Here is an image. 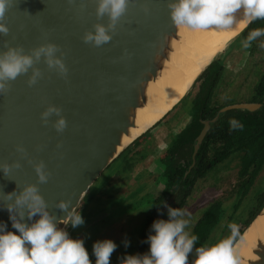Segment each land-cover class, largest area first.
<instances>
[{
  "label": "water",
  "instance_id": "water-1",
  "mask_svg": "<svg viewBox=\"0 0 264 264\" xmlns=\"http://www.w3.org/2000/svg\"><path fill=\"white\" fill-rule=\"evenodd\" d=\"M98 2L12 0L5 13L8 32L0 33V58L12 49L32 57L33 64L4 81L6 87L0 91V234L19 235L14 220L31 227L41 218V212L29 216L30 199L16 203L29 186L36 187L43 211L55 228L64 231L65 220L77 212L100 175L182 102L200 75L254 20L211 57L159 119L140 128L137 114L145 109L150 90L168 67L186 26L171 17V5L179 0H127L125 11L112 27L108 13L97 15ZM96 25L103 26L110 37L99 45L84 40L87 33L95 35ZM48 45L55 46L52 56L65 71L49 67L44 53L39 59L33 55ZM34 70L39 74L29 84ZM49 107L59 111L44 117ZM61 118L65 127L57 130ZM37 166L46 177L43 182ZM170 203L163 204L159 214ZM260 216H264V206L232 245L237 264H264L262 240L248 249L255 260L238 253ZM25 247L30 244L25 242Z\"/></svg>",
  "mask_w": 264,
  "mask_h": 264
},
{
  "label": "clouds",
  "instance_id": "clouds-1",
  "mask_svg": "<svg viewBox=\"0 0 264 264\" xmlns=\"http://www.w3.org/2000/svg\"><path fill=\"white\" fill-rule=\"evenodd\" d=\"M127 0H99L97 15L108 13L110 20L109 27L125 11ZM12 0H0V33H7L8 28L3 22L5 13L11 7ZM243 7L248 20L264 18V0H179L177 4L171 5V17L178 25H186L194 29H206L210 25L228 26L233 23V15L237 9ZM96 32L87 33L85 41L94 40L99 45L110 39L106 30L101 25H96ZM264 33V29H255L250 32L248 40ZM247 43L244 47H247ZM264 47V45H261ZM55 51L54 45L40 47L33 55L39 59L44 53L49 67L58 66L60 71H65L64 65L59 59H55L52 53ZM33 64V59L27 55H20L16 50L10 49L0 58V91L4 90V81L14 79L19 73L25 72ZM39 73L34 70L33 77L29 84L35 82V77ZM58 112L59 109L49 107L42 115L47 117L51 112ZM230 125L237 126V122L232 119ZM57 130L65 127L63 118L56 122ZM7 169H5L6 171ZM39 180L46 179L41 166H37ZM31 200L29 216L35 212H41V218L31 227L13 221V227L19 230V235L12 232L0 234V264H90L89 255L80 239H72L64 231L57 230L47 212L43 211L44 202L37 193L35 186L25 189L16 203L20 204ZM84 200V199H83ZM64 207L63 204L60 205ZM169 216L176 217L182 213L178 210L169 209ZM83 218L76 212L71 214L65 223H71L73 227L83 224ZM185 221H157L152 228L154 234L148 237L149 254L142 259L136 256H128L123 264H187V254L191 251L194 241L198 239L196 235L186 238L180 235L184 228ZM231 229V236L223 239L209 247H199L196 249L197 258L193 264H237L233 253V238L239 233L238 225L232 223L228 226ZM66 229V228H65ZM25 242L30 244V248L25 247ZM127 246V242L125 244ZM116 248V244L110 240L97 241L93 244V254L96 257L95 264H109L111 253Z\"/></svg>",
  "mask_w": 264,
  "mask_h": 264
},
{
  "label": "rangeland",
  "instance_id": "rangeland-1",
  "mask_svg": "<svg viewBox=\"0 0 264 264\" xmlns=\"http://www.w3.org/2000/svg\"><path fill=\"white\" fill-rule=\"evenodd\" d=\"M262 34L260 38L263 45L264 33ZM238 49V44L234 41L226 47L220 56L224 57L223 62L226 68L232 70L233 74L235 73L232 80L233 85L231 88L234 89L232 91H239L240 95H247L246 92L248 90L252 91L254 86L256 79L253 73L255 70L257 72L260 65L259 61L263 47L260 44L252 57L248 54L238 53ZM248 62L249 66H247ZM243 63L245 66H243ZM195 85L198 86V83L196 82ZM181 104L184 107L186 104V108L191 107L190 101L186 99ZM158 130L160 132L158 128L151 131L154 132L155 139L151 140L150 143L145 144L143 141L141 143L142 147L144 145L148 150L146 151L147 158L142 160V158L136 157L134 162H130V166L128 164V167H124L126 166L124 156L116 159L95 181L79 206L77 212L82 216L83 224L76 227H73L71 223L67 224L64 232L72 239L83 241L89 255L90 264H95L96 260L93 254V244L105 239H110L116 244V248L110 255L109 264H123L128 256L137 257L133 251L137 230L143 218L150 211L152 198L154 195H158L164 186L160 175L154 173V171L158 172L160 169L158 164L155 163V158L157 156L162 157L164 154L161 149L165 141L163 135L157 133ZM139 149L140 146L133 148V150L138 151ZM261 176L254 186L256 189H260L264 185V182L259 185L264 175L262 179H260ZM207 177L198 185H195L190 196L186 198L184 203L186 205L180 215V221L186 223L180 235L190 238L191 229L188 231L189 229H186V227H192L196 223L207 204L218 201L221 205L220 215L216 225L210 230L207 239L204 241L205 246H211L223 234L231 230L228 226L232 224V219L238 218L239 213L232 211L233 193L229 191L230 185L233 183L231 180L234 179L232 172L223 173V177L220 176L219 178H214V175ZM246 202L240 205L247 206ZM241 206L237 210L242 209L243 211ZM230 215L231 217H229ZM244 217L245 215L241 216L238 222L244 220ZM185 229L186 232L188 231L186 234ZM72 231H74L73 235H71ZM126 242L127 246H125Z\"/></svg>",
  "mask_w": 264,
  "mask_h": 264
},
{
  "label": "flooded vegetation",
  "instance_id": "flooded-vegetation-1",
  "mask_svg": "<svg viewBox=\"0 0 264 264\" xmlns=\"http://www.w3.org/2000/svg\"><path fill=\"white\" fill-rule=\"evenodd\" d=\"M260 44L262 45V40L259 37V39L256 40L254 44L249 46L252 48L250 50L245 51V53L243 54H248V56L252 57L254 51L258 49V46ZM261 53L262 55L259 61L260 65L257 68V73L261 82H263L262 79L264 78V47ZM249 65L250 64L248 62V66ZM243 66H245L244 63ZM231 71L232 70H228L225 66L224 77L226 78L228 76V78H226V81L229 80L230 83L227 84L223 82L224 84H222L221 81L220 84L216 85L217 88L215 87L216 90L213 94V99H215L216 102L213 101L214 103L213 102L210 103V109L203 111L201 108L196 107L194 105L195 100L199 93V88L198 86L195 85L193 87V90H191V94L186 99L187 101L188 100L190 101L191 107L186 108V104L184 107L181 104L182 103L181 102L180 103L181 105L179 104L180 106L178 105L179 107L177 106L172 111V114H168V116H166L161 122H159L150 131H148L145 135H143V137L137 139L136 144L132 143L127 148V150L124 151L119 156V157L124 156L126 158L125 159L126 166L124 167H128V164L130 166V162H134L136 157L142 158V160H144L148 156V154H146V151L148 150H146V147H144V145L142 147L141 144L142 141L145 144L150 143L151 140L155 139V134H153L154 132L151 131L156 128L160 129V132L158 130L157 133H161V135H163L164 137L165 142L163 148L161 149L164 151V154L162 157L157 156V158H155L156 159L155 163L158 164L160 169L158 170V172L154 171V173L160 175V179L164 183V186L160 190L159 194L156 196L154 195V197L152 198L150 211L147 213L148 216L153 215L152 207H151L154 202L153 200L155 199L157 200V198L161 196H164V200L161 203V206L156 209V211H158V215H157L158 219L161 217L163 212H166L168 210L169 207L176 206L178 196L182 193V187L180 183L183 181V179H189L193 181L192 183L188 184L187 187L188 188L187 192H189L188 196H190L191 191L194 190L195 185H198L202 180L208 178L207 176L214 175V178H217L218 175H220L223 177V173L226 172L228 173L232 172V175L234 177V179L231 180L233 181V183H231L229 189V191L233 193L232 211L234 213L235 212L239 213L238 218L236 217V219H240L241 214L242 216L243 215H245V217L247 216L246 214L247 211L245 209L246 206H241L240 204L252 200L253 195L256 194L257 191H255L254 186L255 184H257V179L261 176V174L263 173L264 175V162L261 165V168L256 174V176L254 177L252 183L247 188L244 187L243 183L247 179V177H241L240 175L242 158L245 152V149L241 148L243 147V142L242 141L236 142L233 145L231 142H228V140L221 138L219 135L213 134V131L216 129L217 126L221 125L222 123L224 124L225 121H227L226 125L230 126L231 129H233L234 127H238V126L241 127L242 122L245 121L247 117H251V116L262 117L264 115V95H262L263 100L261 101V100H255L258 99L259 96L255 88H252V91L248 90L246 92L247 95H240L239 91H232L234 89L230 88V85L232 84L233 81L232 79L229 78L230 76L233 77L235 73L233 74ZM253 75L255 76V72L253 73ZM258 77H255L256 79L255 85L256 82L258 83L259 81ZM235 105L236 106L257 105V106H254L253 108L250 109L246 107L244 108L233 107ZM224 108H226V110L222 114H220L219 112ZM219 114L220 116L217 117ZM216 117L217 119L215 120ZM232 119H234L237 122V126L230 125V120ZM139 146H140L139 151L133 150V148H137ZM170 156H173L178 167H180L183 170L180 176L178 173H176L173 170V169H177L174 166L173 167L169 166L168 168L167 166L168 164L166 163L165 166L167 168L163 169L161 167L160 161ZM201 161H205V162L208 161L206 162L208 168L206 170V175L202 178L194 179L191 176V173L196 168L197 162H201ZM170 169L172 170V172L169 178L177 180L176 178L177 176H179L178 182L176 184L168 185L164 181L163 178L164 176L162 175V173L164 170H166V172L168 173ZM120 171L122 172V170ZM262 176L260 179H262ZM126 182L128 183V180ZM263 182H264V176L259 185H261ZM262 187L264 189V185ZM168 201H171V203L162 211L161 214H159L163 204L167 203ZM209 206H211V204H207L204 208L206 209ZM240 206L243 208L244 212L242 211V209L237 210ZM182 209H180V212L182 211ZM201 217L202 215H200V218ZM229 217H231V215ZM180 220L181 217L180 215H178L176 221H180ZM73 233L74 231H72L71 235H73Z\"/></svg>",
  "mask_w": 264,
  "mask_h": 264
},
{
  "label": "trees",
  "instance_id": "trees-1",
  "mask_svg": "<svg viewBox=\"0 0 264 264\" xmlns=\"http://www.w3.org/2000/svg\"><path fill=\"white\" fill-rule=\"evenodd\" d=\"M255 29H264V18H256L254 19L250 25L245 29V31L235 40V43L238 44V53H245V51L250 50L252 47V44L256 42V40L259 39V36L254 37L251 40H248V36L251 31ZM234 42V41H233ZM247 43V47H244V44ZM224 57H221L220 55L218 58H216L209 66L208 68L200 75L197 82L199 83V93L195 100V106L201 108L203 111L210 109V103L216 102L215 99H213V94L215 92V87L217 84H220L222 81V84L230 83L229 80L226 81V78L224 77L225 73V63L223 62ZM248 66V65H247ZM257 74V76H256ZM255 77H258V73L255 70ZM259 78V77H258ZM229 79L233 80V77L230 76ZM263 82H261L260 78L258 83L254 82L253 88L256 89L258 92L257 94L258 99L255 100H263L264 95V78L262 79ZM232 84L230 85V88L232 87ZM195 86V85H194ZM220 86V85H219ZM218 86V87H219ZM217 88V87H216ZM191 94V91L188 93V95L183 99H187L189 95ZM182 100V102H183ZM203 101V103H202ZM213 102V103H214ZM193 105V107H194ZM227 121L222 123L221 125L217 126L216 129L213 131V134L219 135L221 138H224L225 140H228V142H231L233 145L236 142H243L242 149H245L244 156L242 158V166L240 170L241 177H247V179L244 181V187H248L258 171L261 168V165L264 162V115L262 117H256L251 116L247 117L245 121L242 122L241 127H234L231 129L230 126L226 125ZM145 135V134H144ZM137 143V140L134 142V144ZM127 150V149H126ZM125 150V151H126ZM208 162V161H206ZM205 161L197 162L196 168L192 171L191 176L196 178H202L206 175L207 163ZM168 164L171 167H176L177 169H173L176 173L179 174V176L182 174L183 170L178 167L176 161L174 160L173 156L166 157V159H163L160 161V165L163 169L167 168L165 164ZM171 163V164H170ZM177 170V171H176ZM172 170L167 173L166 170L163 171L162 175L164 176V181L168 185L176 184L178 182L179 176H177V180L169 178L171 175ZM192 180L189 179H183V181L180 183L182 187V193L178 196L176 206L169 207L166 212H163L161 217L158 219V211L156 209L161 206V203L164 200V196H161L157 198V200H153L152 204V216H145L142 220V223L137 230L136 233V242L133 247V251L136 253L138 258H142L144 255L149 254V242L148 237L151 234H154V229L152 228V225L154 222L157 221H173L175 222L178 218L176 217H170L169 216V209L178 210L180 212V209H182L185 206V201L187 196L189 195L188 191V184L192 183ZM256 194L253 195L251 203L250 201L247 202L246 211L247 216L244 217V220L238 222L240 219H232V223L238 225L239 233L236 237L233 238L234 241L240 236L242 231L245 229V227L251 222V220L255 217V215L260 211V209L264 206V189L263 187L260 189L255 188ZM184 192V193H183ZM187 192V193H186ZM220 203L214 202L211 204V206L207 207L202 212V217L199 218L196 223L190 227H186V229L191 230V236L196 235L198 239L194 241L192 245L191 251L187 254V264H193V261L197 258V252L196 249L199 247H209L208 245H204V241L207 239L208 234L210 233V230L216 225L218 217L220 215ZM242 216V214L240 215ZM185 229V234L186 232ZM184 230V228H183ZM182 230V231H183ZM231 236V230L225 234L222 235V237L217 240V242L228 238ZM216 242V243H217Z\"/></svg>",
  "mask_w": 264,
  "mask_h": 264
},
{
  "label": "bare ground",
  "instance_id": "bare-ground-1",
  "mask_svg": "<svg viewBox=\"0 0 264 264\" xmlns=\"http://www.w3.org/2000/svg\"><path fill=\"white\" fill-rule=\"evenodd\" d=\"M233 23L228 26L210 25L206 29H194L185 26L181 29V41L167 63L155 88H151L149 101L144 110L137 114L138 127L147 124L163 115L186 91L198 71L208 63L211 57L221 51L225 43L234 38L250 21L245 16L244 8L237 9ZM128 139L125 140L127 142ZM257 240L264 242V216H260L249 229L246 241L238 253L255 260L249 254V247Z\"/></svg>",
  "mask_w": 264,
  "mask_h": 264
}]
</instances>
